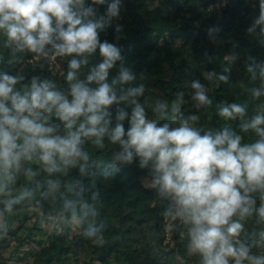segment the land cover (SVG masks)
I'll list each match as a JSON object with an SVG mask.
<instances>
[{
	"label": "clouds",
	"instance_id": "obj_1",
	"mask_svg": "<svg viewBox=\"0 0 264 264\" xmlns=\"http://www.w3.org/2000/svg\"><path fill=\"white\" fill-rule=\"evenodd\" d=\"M121 3L0 0V36L13 55L43 57L51 48L69 58L66 89L53 79L0 71V232L8 230L7 217L17 205L41 208L47 201L52 207L59 202L56 214L65 224L97 238L103 229L100 192L85 183L97 165L85 145L103 149L107 140L117 149L100 169L103 177L138 160L147 169L143 186L167 202L163 215L183 229L187 255L198 257V264H264V61L246 58L245 70L256 81L247 91L260 101L252 114L239 102L215 105L223 120L238 121L239 131L198 128V115L182 112L183 92L171 102H142L145 85L133 83L137 76L124 63L122 49L100 39L119 17ZM105 4L100 14L97 6ZM219 30L210 27V38ZM247 32L264 43V0ZM97 53L100 59L89 65ZM230 72L226 66L204 77L227 83ZM191 89L195 109L213 104L204 83L194 80ZM149 108L158 118L149 117ZM73 170L80 178L64 180ZM42 174L46 178L40 180ZM50 218L41 216V222Z\"/></svg>",
	"mask_w": 264,
	"mask_h": 264
},
{
	"label": "trees",
	"instance_id": "obj_2",
	"mask_svg": "<svg viewBox=\"0 0 264 264\" xmlns=\"http://www.w3.org/2000/svg\"><path fill=\"white\" fill-rule=\"evenodd\" d=\"M97 7L100 14L106 13V4ZM258 13L259 0H122L119 17L112 18L111 24L100 33V39L116 43L122 49L124 63L137 76L133 83L145 85L142 102L147 99L150 104L158 97L171 102L177 93L183 92L182 112L199 117L194 126L205 130L229 126L239 131L238 121L223 120L215 105L223 101L239 102L247 105L252 114L260 103L253 101L247 91L256 81L245 70L249 55L264 61V43L247 32ZM213 26L220 29L214 34L215 39L210 38L208 31ZM233 56L235 59L230 60ZM68 59L57 56L51 48L43 57L28 52L13 55L0 36V71L26 80L32 76L49 78L66 89L64 74ZM99 59L98 53L90 57L89 65ZM226 66L231 68L230 73H225L229 76L227 83L205 79V72L220 73ZM115 74L114 69L111 75ZM194 80L207 86L213 101L211 106L199 110L193 107L191 82ZM117 107L112 106L113 114ZM127 110L131 112L130 107ZM148 115L158 118L150 108ZM124 125L127 129V120ZM85 148L97 165L95 175L85 183L100 192L101 203L97 206L102 232L92 239L83 236L80 228L71 234L70 225L59 216L63 230L50 231L44 242L40 233L57 215L59 202L52 207L45 201L41 208L28 203L17 205L7 217L8 230L0 232V264H9L4 249L20 247L28 238L39 248L23 264H198V257L187 255L183 229L163 215L167 202L155 190L143 186L147 169L139 168L137 160L122 165L114 177L105 179L100 169L111 161L117 146L106 140L103 149H96L91 143ZM45 178L43 174L39 177ZM79 178L76 170L63 177L64 180ZM44 215L51 218L41 222ZM169 220L173 227L170 238L166 230ZM23 228L25 236L20 234ZM34 231L38 238L33 236ZM14 236L16 241L12 242Z\"/></svg>",
	"mask_w": 264,
	"mask_h": 264
},
{
	"label": "rangeland",
	"instance_id": "obj_3",
	"mask_svg": "<svg viewBox=\"0 0 264 264\" xmlns=\"http://www.w3.org/2000/svg\"><path fill=\"white\" fill-rule=\"evenodd\" d=\"M51 220L52 221L49 224L47 223V225L45 226L43 231L40 233L42 236L44 235L43 236L44 242L47 240V235L50 231H52V230H58V231L63 230V227L60 224L58 215H55L54 217H52ZM32 222H33V220H32ZM171 222L172 221L169 220L167 222V226H166L168 238H170V236L172 234V230H173ZM70 229H71L70 230L71 234L79 231V228L74 226V225H70ZM20 234L25 236V234H26L25 228H23L20 231ZM33 236L38 238L37 237L38 236L37 231H34ZM15 237L16 236H14L12 238L10 237L12 242L16 241ZM38 248H39V245L36 244L35 241L30 240L28 238V239H26L25 243L23 245H21L20 247H16V248L9 247V248L4 249L3 251H4L5 255L9 258V260H8L9 264H23L25 261L32 258L33 253Z\"/></svg>",
	"mask_w": 264,
	"mask_h": 264
}]
</instances>
